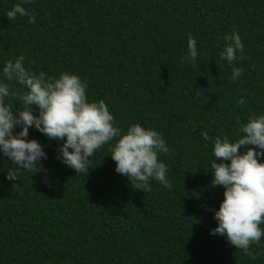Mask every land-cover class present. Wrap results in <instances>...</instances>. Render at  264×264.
<instances>
[{
	"label": "trees",
	"instance_id": "16d2710c",
	"mask_svg": "<svg viewBox=\"0 0 264 264\" xmlns=\"http://www.w3.org/2000/svg\"><path fill=\"white\" fill-rule=\"evenodd\" d=\"M17 3L34 24L7 18ZM233 32L248 58L238 51L229 63L220 53ZM189 33L198 55L181 63ZM20 56L37 75L81 77L89 102L103 100L122 132L132 123L159 132L172 187L151 179L150 192L134 189L116 172L110 144L77 173L58 158L63 141L33 126L27 139L47 155L40 171L19 169L0 151V264H264V236L249 248L253 259L212 234L224 188L212 186L211 169L214 138L235 142L250 117L264 115V0H0V81L23 93L3 76ZM233 68L243 70L235 81ZM5 103L14 113L24 107L18 98ZM13 169L18 180L9 181Z\"/></svg>",
	"mask_w": 264,
	"mask_h": 264
},
{
	"label": "clouds",
	"instance_id": "9594fccd",
	"mask_svg": "<svg viewBox=\"0 0 264 264\" xmlns=\"http://www.w3.org/2000/svg\"><path fill=\"white\" fill-rule=\"evenodd\" d=\"M31 2L24 0V3ZM18 15L29 17V23L36 22L35 14L21 3L6 13L10 21ZM224 39L229 43L220 53L222 60L231 63L237 59L238 51L241 54L239 59L248 58L243 54L244 45L238 32L226 34ZM196 43L189 33L187 47L190 55L181 57V63L195 62L198 55ZM23 60V56L15 62L8 60L3 76L7 81L15 80L23 85L26 91H10L9 85L0 81V151L13 164L34 173L42 169L39 161L46 159L47 155L38 140L27 139L29 128L34 126L49 139L63 141L58 158L77 173L88 172V163L96 150L110 144L108 151L116 164V172L127 177L134 189L150 192L151 179L165 188L172 187L166 175L167 166L158 158V153L169 152L159 132L138 123H132L126 132H122L114 126V116L103 100L89 102L88 85L81 77L63 72L58 78H46L43 71L37 75L27 70ZM242 75V69L233 68V81ZM6 97L18 98L23 109L14 113L13 105L5 103ZM238 103H245L243 97ZM34 106H38V115L33 111ZM17 125L22 131L14 134ZM239 131L244 135L235 142L227 135L223 138L217 135L213 141L212 186L224 188V199L215 211L218 227L212 230V234L226 235L233 246L255 259L249 248L253 243L259 244L264 236V229L260 227L264 224V163L258 159L264 156V115L250 117ZM202 136L205 140L210 139L207 131ZM114 140L115 143H111ZM242 147L247 149L244 153L240 151ZM7 179L18 180L17 171L9 170Z\"/></svg>",
	"mask_w": 264,
	"mask_h": 264
}]
</instances>
